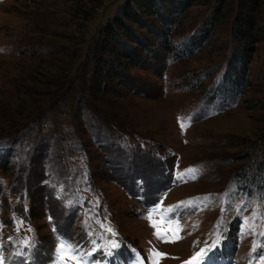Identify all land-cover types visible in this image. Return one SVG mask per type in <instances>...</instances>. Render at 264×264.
<instances>
[{"label":"rangeland","instance_id":"374dc122","mask_svg":"<svg viewBox=\"0 0 264 264\" xmlns=\"http://www.w3.org/2000/svg\"><path fill=\"white\" fill-rule=\"evenodd\" d=\"M126 1L0 0V261L61 264L63 242L81 264H154V251L185 264L202 248L207 264H264V0L237 93L242 0H226L194 55L140 60L83 97L99 31ZM215 2L188 7L177 44L203 36Z\"/></svg>","mask_w":264,"mask_h":264},{"label":"trees","instance_id":"16d2710c","mask_svg":"<svg viewBox=\"0 0 264 264\" xmlns=\"http://www.w3.org/2000/svg\"><path fill=\"white\" fill-rule=\"evenodd\" d=\"M195 1H126L121 7V12L101 27L96 47H94L95 65L87 72L86 79L84 76H80L81 79L78 78L80 93L83 94L84 89L90 94L109 90L113 86V82H123L122 78L125 77L127 68L139 66L145 69L141 65L142 62L150 58L154 59L159 54L174 60L194 55L197 50L201 49L202 43L204 44L209 38L208 32L218 24L226 4V0H216L212 14L205 23L206 27L202 31L201 38H196L199 36L198 32L197 36L177 44L174 41L177 25L188 7ZM258 4L259 0L239 1L232 19L233 41L238 39V42L241 43L233 51L231 57L233 64L227 72V79L232 82L230 89L235 93L240 90L239 87L251 62L252 47L250 44L256 40L259 29L256 27ZM89 60L91 62V59L87 57L85 63L88 64ZM82 88L83 92H81ZM217 92L226 93L225 90L221 91L218 86H214L209 95Z\"/></svg>","mask_w":264,"mask_h":264},{"label":"snow or ice","instance_id":"6c2138e0","mask_svg":"<svg viewBox=\"0 0 264 264\" xmlns=\"http://www.w3.org/2000/svg\"><path fill=\"white\" fill-rule=\"evenodd\" d=\"M186 123H187V121H185V120L180 121L181 129L185 128ZM148 219L152 220V216L149 215ZM152 227L157 229V231H156L157 237L161 240H164L165 242H175L176 240H178L180 238L178 235V233L180 231V228L178 225H176L174 228L168 229L169 231L172 232V237L170 239L162 234L160 228L157 226L155 221H152ZM108 230L111 231V229H108ZM113 246H115V245H113ZM210 250H211L210 248H202L199 252L195 253L191 257L190 260L185 261V264H207L205 256H206L207 252H209ZM71 251H72L71 246L66 245L63 242L60 243L58 252H59L60 257H61V264H63V261L65 259L73 261L74 264H81V261L79 259H77V257L75 255L71 254ZM164 255L165 254H163V253H159V252L154 251L153 252V256L155 257L154 264H158V260L160 258H162ZM0 264H2V261H0Z\"/></svg>","mask_w":264,"mask_h":264}]
</instances>
